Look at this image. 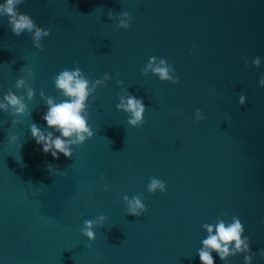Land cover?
<instances>
[{
    "label": "water",
    "instance_id": "obj_1",
    "mask_svg": "<svg viewBox=\"0 0 264 264\" xmlns=\"http://www.w3.org/2000/svg\"><path fill=\"white\" fill-rule=\"evenodd\" d=\"M15 7L51 32L37 48L35 32L14 35L0 14V101L10 90L31 110L23 118L0 111V264H201V224H227L233 215L252 251L264 248V88L257 87L264 0H18ZM149 56L171 63L179 82L144 74ZM253 56L262 57L259 67ZM77 66L90 81L105 72L110 79L87 101L93 137L54 161L27 128L45 126L46 98L67 99L53 79ZM126 89L143 98L139 126L115 108ZM196 108L203 120L193 118ZM7 136L20 137L19 149ZM48 162L66 174L49 173ZM150 177L166 191L149 193ZM125 194L143 197L140 217L126 214ZM101 213L106 220L93 225L89 241L79 229ZM213 256L214 264H242L240 253Z\"/></svg>",
    "mask_w": 264,
    "mask_h": 264
},
{
    "label": "clouds",
    "instance_id": "obj_2",
    "mask_svg": "<svg viewBox=\"0 0 264 264\" xmlns=\"http://www.w3.org/2000/svg\"><path fill=\"white\" fill-rule=\"evenodd\" d=\"M17 2L18 0H0V14L8 16V26L14 35L19 36L23 30H27L29 33L35 32L32 39L34 45L39 48L41 36L50 34L51 29L48 27L43 30L36 28L30 16L15 7ZM108 13L109 18H111L112 10L109 9ZM122 15L128 16L129 14L124 12ZM120 25L125 29L130 27V23H126L124 20H120ZM244 61L247 64L248 58L245 57ZM261 63L262 57L253 56L251 58L253 66L259 67ZM149 70L161 81H170L173 84L179 82V76L176 74L173 65L164 57L149 56L142 72L147 74ZM108 79L110 77L105 72L101 77L90 81L78 66L63 68L54 76V87L67 99L54 102L52 97L46 98V107L40 117L45 122V126L41 128L37 123L32 122L28 124L27 128L28 135L36 145H39V150L42 153L49 154L54 161L59 160L61 154L68 159L73 155V146L80 145L86 139L93 137L94 131L88 122L89 115L86 114L87 101L95 92L97 84H103ZM117 83H122V81L118 80ZM15 87L17 91L23 89L24 81L18 78ZM257 87L264 88V72L259 75ZM126 91L128 92L127 96H121L115 108L131 114L127 117V124L139 126L144 122L145 104L143 98L133 95L127 89ZM33 94V90L30 89L27 94L28 98L31 99ZM39 94L43 98V91ZM245 102L246 96L241 92L237 103L244 105ZM6 109L12 110L8 112V115L14 118H23L26 114L30 116L31 113L23 100L10 90L5 92L3 101H0V111ZM177 115L179 116L180 113ZM193 118L195 120L205 118L200 108L195 109ZM2 124L3 122L0 121V125ZM11 126H14V121H11ZM6 142L12 150L20 147V137L18 136H7ZM46 167L49 173L55 172L61 176L66 174L58 166L53 167L51 162H48ZM149 180L150 182L146 185L149 193L154 192L157 188L160 189V192L166 191L164 181L155 177H150ZM107 190L108 185H105V191ZM142 199L143 197L140 195H133L131 199L126 194L122 195L121 200L126 201V214L140 217L146 210V205L142 203ZM105 220L106 216L103 213L96 215L93 219H85L79 231L89 241H92L96 235L93 225H102ZM261 222L264 223V221ZM201 228L207 233L200 240V247L196 250V255L201 264H214L213 252L220 261H224L228 255L235 256L237 253L242 255V264H253L256 256L264 259V248H259L255 252L252 251L251 240L245 234V227L237 215H233L231 222L227 224L220 219L214 224L202 223ZM213 229H215L214 232Z\"/></svg>",
    "mask_w": 264,
    "mask_h": 264
}]
</instances>
